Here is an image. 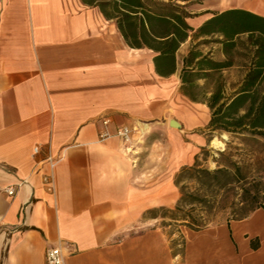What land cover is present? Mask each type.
Segmentation results:
<instances>
[{
    "label": "crops",
    "instance_id": "0c3cea01",
    "mask_svg": "<svg viewBox=\"0 0 264 264\" xmlns=\"http://www.w3.org/2000/svg\"><path fill=\"white\" fill-rule=\"evenodd\" d=\"M196 41L163 76L155 52L129 46L96 5L0 0V264H45L58 243L71 247L67 264H264L261 208L198 230L161 222L180 196L175 174L216 138L203 131L207 105L181 92ZM122 125L137 127L129 149L114 135Z\"/></svg>",
    "mask_w": 264,
    "mask_h": 264
},
{
    "label": "trees",
    "instance_id": "16d2710c",
    "mask_svg": "<svg viewBox=\"0 0 264 264\" xmlns=\"http://www.w3.org/2000/svg\"><path fill=\"white\" fill-rule=\"evenodd\" d=\"M82 1L98 6L107 19H113L129 46L153 50L155 71L163 76L175 71V53L191 34L197 41L182 58L181 92L209 108V140L215 132L239 137L245 144L264 140V15L243 7L194 13L188 9V2L171 0ZM199 15L207 18L194 28L188 19ZM209 44L219 45L225 58L216 60L210 53H203L200 48ZM240 49L247 70L240 83L227 93L221 71L234 64L233 53ZM198 154L192 165L183 166L177 174L175 184L180 197L173 209L160 210L163 217L167 210L174 214L168 216L170 219L201 229L205 224L194 212L210 211L222 191L226 193L222 207L231 209V219L245 218L259 208L264 210V177L249 180L245 170L249 163L229 160L209 170L199 166ZM186 178L197 182L194 191L181 183ZM236 190L242 191L238 198Z\"/></svg>",
    "mask_w": 264,
    "mask_h": 264
},
{
    "label": "rangeland",
    "instance_id": "374dc122",
    "mask_svg": "<svg viewBox=\"0 0 264 264\" xmlns=\"http://www.w3.org/2000/svg\"><path fill=\"white\" fill-rule=\"evenodd\" d=\"M168 1V0H164ZM177 3L183 4L188 2V9L194 13H201L203 11H217L225 8L231 7H257L259 0H171ZM260 5V4H259ZM264 7V5H262ZM255 10V9H254ZM255 11H259V8H256ZM245 38V36H241ZM208 49H213L210 45L204 46L203 50L208 51ZM241 49L237 50V52L233 53V61L234 64L227 68L222 72V75L226 82V92L229 93L234 87L238 85V83L242 80L247 67L245 65L246 58L241 54ZM213 56L216 59H224V55H222L217 49L214 52ZM203 131L207 132V128L205 127ZM226 135L224 137L223 135ZM218 138L223 145L221 147H217L211 144L210 141L199 151L198 154V164L201 168H207L209 170H214L217 168L219 164H225L229 160L230 161H238L241 165H245V163H249L247 169H245L248 173V179H259L264 177V140L258 138L257 141H248V143H243L239 137H234L232 135L215 132L214 136ZM215 138V139H216ZM214 139V138H213ZM223 153L224 155H221ZM183 168V167H182ZM181 168V169H182ZM180 169V170H181ZM261 169V170H260ZM263 169V170H262ZM179 170V171H180ZM179 171L175 174L174 179L176 178ZM264 179V178H263ZM181 183L187 185V190L194 191L198 186L196 185V181L192 179H183ZM242 183V182H241ZM179 189V186H177ZM180 192V190H179ZM237 192V193H236ZM234 192L235 196L238 198L241 190H236ZM226 193L224 191L219 192L216 202L207 213L203 210H198L194 212L198 219H201V222L205 224V226L209 224H214L217 222H221L224 220L231 219L233 216L231 209L229 207H222L223 197H225ZM180 197V196H179ZM230 198V197H229ZM177 204V203H176ZM173 207H167L169 209H173ZM242 207V203H241ZM185 209H188L186 206ZM167 211V210H166ZM164 212L167 216L165 220L161 221L166 226L169 225L170 230H176L179 226H186L185 222L179 220L170 219L168 216H173L172 212ZM162 213V211H160ZM188 227V226H187Z\"/></svg>",
    "mask_w": 264,
    "mask_h": 264
},
{
    "label": "built area",
    "instance_id": "2783aa9c",
    "mask_svg": "<svg viewBox=\"0 0 264 264\" xmlns=\"http://www.w3.org/2000/svg\"><path fill=\"white\" fill-rule=\"evenodd\" d=\"M104 123L108 122V119H104ZM137 130V127L134 126H128V125H122L118 127L114 133L115 136L119 137L121 141L125 144V148L129 149L131 142H132V132ZM111 134L107 131H102L99 134L100 139H105L110 137ZM39 148L35 146L33 148V153H37ZM48 160L50 162L51 167L53 166V159L50 155H48ZM44 181L48 183V188L52 189L53 183L51 173L47 174L43 177ZM14 192L13 188L7 189L8 194H12ZM71 247L69 245H62L60 243L58 244H52L49 245L45 249V264H67L66 263V256L70 252Z\"/></svg>",
    "mask_w": 264,
    "mask_h": 264
},
{
    "label": "water",
    "instance_id": "95a60500",
    "mask_svg": "<svg viewBox=\"0 0 264 264\" xmlns=\"http://www.w3.org/2000/svg\"><path fill=\"white\" fill-rule=\"evenodd\" d=\"M169 126L172 127V128H175L177 130L181 129L180 123L177 120L173 119V118H171L169 120Z\"/></svg>",
    "mask_w": 264,
    "mask_h": 264
},
{
    "label": "bare ground",
    "instance_id": "6f19581e",
    "mask_svg": "<svg viewBox=\"0 0 264 264\" xmlns=\"http://www.w3.org/2000/svg\"><path fill=\"white\" fill-rule=\"evenodd\" d=\"M256 10V9H255ZM148 128V127H147ZM212 143H213V145H215V146H217V147H221L223 144L219 141V140H217V139H213L212 140Z\"/></svg>",
    "mask_w": 264,
    "mask_h": 264
}]
</instances>
